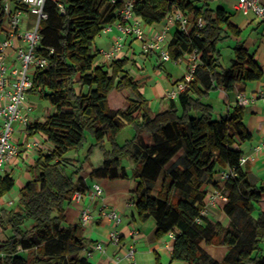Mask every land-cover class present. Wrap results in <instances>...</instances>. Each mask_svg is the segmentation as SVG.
Segmentation results:
<instances>
[{
	"label": "trees",
	"instance_id": "1",
	"mask_svg": "<svg viewBox=\"0 0 264 264\" xmlns=\"http://www.w3.org/2000/svg\"><path fill=\"white\" fill-rule=\"evenodd\" d=\"M5 1L0 0V34L6 31ZM212 1H136V16L147 26L180 9L188 27L174 29L170 55L198 56L186 89L176 98L163 96L166 107L154 113L127 68L128 56L97 63L99 50L92 51L103 27L117 19L114 6L108 0H46L47 17L40 21L42 39L36 50L48 64L33 73L28 92L48 100L55 111L44 121L31 122L27 137L41 133L51 148L40 151L28 167L31 179L20 190L18 206L0 212V264H90L78 256L85 247L82 224H64L74 191L89 187L80 175L82 164L77 166L66 156L83 145L87 132L96 144L103 147L105 139L110 144L103 147V164L92 170L91 177L134 181L137 219L154 217L158 237L175 232L173 259L190 264H264V184L252 183L241 164L240 144L252 138L244 123L245 106L237 103L217 119L213 105L205 101L212 90L232 91L262 79L264 70L246 48L232 13L221 5L212 7ZM232 36L241 38L231 65L225 67L219 43ZM124 89L131 91L127 107L112 109L109 94ZM127 125L135 134L120 143L117 136ZM124 158L133 162L131 171L123 166ZM227 171L232 174L219 185L215 176ZM14 185L11 174H1L0 199ZM207 185L226 195L227 225L201 214ZM203 241L227 245L229 251L217 261L201 246Z\"/></svg>",
	"mask_w": 264,
	"mask_h": 264
},
{
	"label": "crops",
	"instance_id": "2",
	"mask_svg": "<svg viewBox=\"0 0 264 264\" xmlns=\"http://www.w3.org/2000/svg\"><path fill=\"white\" fill-rule=\"evenodd\" d=\"M237 2L238 0H213L211 5L212 7L221 5L232 13V22L243 30L242 38L245 41L246 48L254 55L255 59L264 70V19L257 18L254 14L245 15L238 11L235 8ZM262 2L264 4V0H262ZM152 27L157 28L154 25ZM174 29L175 28H172L170 39L172 38ZM4 33L5 31L0 34V37H3ZM109 35L108 42L105 46L106 48L111 46L112 35ZM240 38L241 37L232 36L230 39H227V43L234 49L236 41L240 40ZM135 42L136 41L132 42L131 38L127 39L124 56H128L129 59L131 58L133 66L140 70L137 75H135L136 73L134 74V78L139 81L140 91L143 94L147 93V89L144 87L148 79L144 73L148 68L147 63L153 62L155 66L162 64L168 77L162 80V82L155 83L153 86L156 90V98H162L168 91L176 87L178 84L176 83L177 80L184 77L188 68V63L184 61L186 64L185 66L183 62L182 64L176 65L169 61H162L156 56V53L145 55L143 60H137L135 59L136 57H131L135 50L133 47ZM96 48L100 49L98 47ZM97 62H102V60ZM127 68L129 70L131 68L130 74L133 76L132 67L128 65ZM157 73L161 74L159 70H157ZM262 89H264V76L260 80L240 84L232 91H225L222 89L212 90L210 94L205 97V101L213 105L214 116L219 119L232 110L237 103H241L238 100L239 92L249 96L259 93ZM116 92H118V94ZM130 94V89L111 91L109 94V104L111 96L114 95H118L121 103L119 102L114 106L110 105V107L112 109L126 108L128 105L127 98ZM37 97V95L28 92L23 104V112L30 117L31 122L44 121L55 111V108L51 104H47V102ZM243 105L245 106L244 123L248 131L252 134V138L240 144L243 156L247 157L246 163L242 165L248 170V176L251 182L256 185H261L264 184V103L260 99H256L255 101ZM165 107L166 104L162 102V109ZM14 135L15 141L20 146V153L15 159L4 166L2 175L8 173L14 177V188L17 187L19 191V193L17 191L18 197H15V199H18L21 188L31 179V173L28 167L38 158L39 152H46L51 148V144L46 141L45 136L41 133L27 137V130L21 125L18 126ZM144 137L148 143L151 142L149 134L145 133ZM30 138L36 140L38 145L32 148H26L25 143L29 141ZM257 146L260 147L257 149ZM103 161L104 157L102 158V163L97 167H92L93 165L91 162H84L82 164L83 169L80 172V175L87 179L89 185H91L89 182L90 179L93 180V182H99L101 184L103 188L102 195L91 199L90 191L87 188L85 189L83 200L78 203L72 202L67 206L65 211L64 224L66 227L81 224L80 210L82 207H89L95 214L94 219L90 223L82 225L81 233L85 238V247L78 253L79 258H86L90 264H190L187 261L172 258L174 238H171L169 233L161 237L156 235L157 222L154 217L151 216L143 222L137 219V211L133 202L136 191V183L134 181H130L129 179L110 180L107 178L99 179L91 177L90 174L92 170L100 168ZM133 167L134 164L132 162V168ZM125 168L130 171V168ZM215 180L219 182V185L222 184L220 175H216ZM14 188L9 193H15L16 195V190ZM212 188L211 185L205 186V190H207L208 193L211 192L210 190ZM214 189L215 188H213V190ZM0 202H2V199H0ZM10 202L11 201H9V204H11ZM217 203L218 204L207 207L206 216L211 222H219L222 225H227L229 223V217L223 210L225 202ZM104 205L120 212L122 216L120 224L114 226L113 222L100 215V209ZM114 227L121 236L119 245L113 244L108 240L109 233ZM133 228L138 230L137 235L131 234ZM97 242L103 243L104 250H93L92 255L87 256L86 250L92 249L93 245ZM131 243L135 244L136 250L133 260H127L123 258V255ZM201 246L217 261H222L229 251V247L224 244H209L203 241ZM117 256L122 257L120 261L116 260Z\"/></svg>",
	"mask_w": 264,
	"mask_h": 264
},
{
	"label": "built area",
	"instance_id": "3",
	"mask_svg": "<svg viewBox=\"0 0 264 264\" xmlns=\"http://www.w3.org/2000/svg\"><path fill=\"white\" fill-rule=\"evenodd\" d=\"M115 8L117 19L114 22L106 24L101 34H111V46L106 49H98L102 62L110 63L122 58L127 46V39L138 41L141 47V53L149 55L156 53L162 61L173 60L179 64L187 61L188 68L184 75V81L179 82L176 87L167 92L170 98H176L178 94L185 90L188 83L193 78V72L196 69L198 56L195 53L188 54L178 59H173L170 55L168 45V35L172 28L186 30L188 20L180 9H174L170 12L165 24L160 28L147 26L140 18L136 16L135 6L137 0H108ZM46 0H6L4 3V12L7 17L6 31L3 37H0V175L7 163H10L20 153V146L14 139V133L18 126H23L26 130L31 119L23 112V104L27 93L33 85L32 76L37 69H43L47 66L48 60L37 53V46L42 39L39 30L40 21L47 17L44 10ZM62 7V5H60ZM235 8L245 15L254 14L257 18L264 19V4L262 0H238ZM29 13L36 15V19H29ZM204 21L199 20V26ZM152 27V28H151ZM260 99L264 103V89L257 94L245 95L242 92L238 94V100L243 104ZM38 145L36 140L27 141L26 148H32ZM260 146H257V149ZM247 157L242 156L241 164L246 163ZM232 172L227 171L220 175L221 181L226 180ZM87 181L86 178L83 179ZM91 199L100 197L103 188L99 182H93L89 185ZM85 190H75L71 202H81ZM226 202L227 197L222 191L214 189L206 196L205 208L201 214L207 215V207L218 204L217 202ZM12 203V202H10ZM100 215L113 222L117 226L122 221L120 212L114 208L103 206L100 209ZM95 217V214L89 207H82L80 210V223L87 225ZM200 220V219H198ZM132 235H137L138 230L133 228ZM171 238H175V232L171 231ZM108 240L119 245L121 236L114 227L109 233ZM93 250H104L102 242H97L93 248L86 250L87 256L92 255ZM135 244L131 243L123 255L127 260H133L135 254ZM0 257L2 254L0 253ZM121 256L116 260L120 261ZM134 264V263H133Z\"/></svg>",
	"mask_w": 264,
	"mask_h": 264
},
{
	"label": "rangeland",
	"instance_id": "4",
	"mask_svg": "<svg viewBox=\"0 0 264 264\" xmlns=\"http://www.w3.org/2000/svg\"><path fill=\"white\" fill-rule=\"evenodd\" d=\"M28 18L29 19H36V15L33 13H29ZM164 24H165V20L161 23L155 24L154 26H156L157 28H160ZM109 36H110L109 34L108 35L107 34L98 35L95 39L93 46H92V51L94 52L96 47H98L100 49H101V47H103L102 49H106L105 46L108 42ZM170 37H171V34L168 35L169 41H170ZM133 47L135 48V50H134L133 55L131 57L134 56V58L136 57L135 59H137V60H143L144 55L141 53L140 43L138 41H136L135 44L133 45ZM219 48L221 50V55H222L221 58H222L223 65L224 66H230L231 65V59L234 57V49H232L229 46V43H227V40L219 43ZM101 59L102 58H101L100 54L97 55L96 61H100ZM129 61L130 62L128 65L130 67H132L133 76L135 73H136L135 75H137V73H139L140 70H138L137 68H135L133 66V64L131 63L132 62L131 58ZM169 62L178 65L173 60H170ZM179 64H182V63H179ZM183 64L186 66L185 62H183ZM147 67H148L147 70L144 72L146 74V76L148 77V79L146 80V83L144 85V87L147 89V93L144 94V96L149 101L151 111L154 113H157L162 109V100H161V98H159V99L156 98V92H155L156 90L153 86L155 83L162 82V80H165V78L168 77V75H167V72L165 71L164 68L163 69L158 68L157 66L153 65V62L152 63L148 62ZM130 70H131V68H130ZM130 70H129V72H130ZM157 70H159L161 72V74H158ZM116 93L118 94V92H116ZM37 98L41 99L44 102H47V104H50V102L46 99H43L39 96ZM119 100H120V98L118 97V95L117 96H115V95L111 96L110 105L111 106L117 105V103L120 102ZM134 134H135L134 128L131 125H127L119 133V135L117 136V140L120 143H124L126 140L131 139L134 136ZM31 140H32V138L29 139L30 142H31ZM103 147H104V149H108L110 147V144L108 143V141L106 139L103 142ZM103 147L100 144H96L93 137L90 135L89 132H87L86 139H85L83 145L81 147H79L78 149L70 150L66 154V156L68 158H70V160L73 161L75 163V165H77V166H79V164H83L84 162H91L93 165L92 167H97L102 163V158L104 157ZM122 164H123V166L130 168V171H131L132 162L129 159L124 158L122 160ZM89 182L92 183L93 180L90 179ZM14 189L16 190L15 191L16 195H15V193H9L8 192L1 198L2 202H0V212L2 209L11 210V209H14L18 206L19 198L15 199V197H18L19 191H18L17 187H15ZM17 191H18V193H17ZM210 191L212 192L213 188ZM19 197H20V195H19ZM9 201H11L12 203L9 204ZM218 202H221V201H218ZM261 206L264 209V201L261 202ZM24 255H25V253H24Z\"/></svg>",
	"mask_w": 264,
	"mask_h": 264
}]
</instances>
